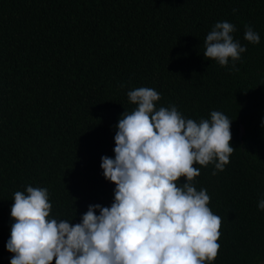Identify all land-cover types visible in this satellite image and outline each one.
<instances>
[{
  "label": "trees",
  "instance_id": "1",
  "mask_svg": "<svg viewBox=\"0 0 264 264\" xmlns=\"http://www.w3.org/2000/svg\"><path fill=\"white\" fill-rule=\"evenodd\" d=\"M222 21L247 49L238 71L203 56ZM140 87L161 94L157 109L232 120L230 162L194 165V184L222 218L212 264H264V0H0V264L26 186L47 188L51 217L72 224L89 205L111 206L100 158H114L115 125L136 108L127 92Z\"/></svg>",
  "mask_w": 264,
  "mask_h": 264
},
{
  "label": "clouds",
  "instance_id": "2",
  "mask_svg": "<svg viewBox=\"0 0 264 264\" xmlns=\"http://www.w3.org/2000/svg\"><path fill=\"white\" fill-rule=\"evenodd\" d=\"M235 31L230 22L215 23L204 39L203 56L221 67L231 61L230 71H238L235 64L247 49L234 39ZM244 40L258 44L260 36L245 25ZM127 98L136 108L124 111L115 125L114 158H100L104 179L115 185L111 206L89 205L80 222L72 224L51 217L47 188L29 185L15 192L10 209L14 223L5 244L12 254L9 264L215 260L222 218L209 208L207 190L197 191L194 180L200 169L194 165L224 170L235 150L230 145L232 120L220 111L197 122L185 118L176 105L157 109L161 94L152 88H135ZM257 207L264 210V198Z\"/></svg>",
  "mask_w": 264,
  "mask_h": 264
}]
</instances>
